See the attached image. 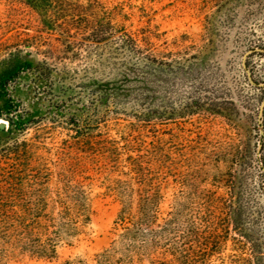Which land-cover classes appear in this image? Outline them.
I'll return each mask as SVG.
<instances>
[{
	"label": "rangeland",
	"instance_id": "374dc122",
	"mask_svg": "<svg viewBox=\"0 0 264 264\" xmlns=\"http://www.w3.org/2000/svg\"><path fill=\"white\" fill-rule=\"evenodd\" d=\"M100 1L123 10L125 32L154 55L155 64L135 57L127 62L117 32L101 46L82 44L75 61L48 58L52 44L40 50L6 45L0 48V125L6 131L9 119L22 123L29 128L24 138L30 139L36 124H65L74 113L83 115L81 107L95 98L101 104L96 116L107 128L98 136L105 142H126L121 130L133 124L129 140L158 145L161 139L166 164L178 163L185 187L168 184L166 213L177 191L185 194L182 206L194 191L229 194L233 226L248 249L249 264H264V0ZM12 19L0 0L1 44L25 37L19 24L6 26ZM42 41L49 44L47 36ZM92 83L103 91H89ZM124 88L128 93L117 97L116 90ZM64 139L52 136L37 151L61 148ZM224 158L234 162L230 176L215 174L228 167ZM191 168L200 174L188 173ZM196 180L201 184L192 188L189 183ZM102 193L95 184L88 230L72 246H61L54 262L9 264L91 261L112 242L119 210Z\"/></svg>",
	"mask_w": 264,
	"mask_h": 264
},
{
	"label": "trees",
	"instance_id": "16d2710c",
	"mask_svg": "<svg viewBox=\"0 0 264 264\" xmlns=\"http://www.w3.org/2000/svg\"><path fill=\"white\" fill-rule=\"evenodd\" d=\"M5 1L13 18L6 26L19 24L25 37L0 43V48L21 44L40 50L52 44L55 50H48V58L75 61L82 44L101 46L117 32L122 49L128 51L127 62L135 57L155 64L154 55L125 32L122 9L100 0ZM44 36L49 40L45 46ZM90 86L89 91H103L94 83ZM116 92L117 97L128 93L125 88ZM100 105L91 99L81 107L83 115L78 111L56 127L36 124L30 139L24 138L29 128L11 119L8 129L0 130V264L54 262L61 246H72L88 230L95 184L119 207L111 228L113 240L91 261L74 258L61 264H249L248 249L233 226V198L215 190L194 191L186 194L182 206L185 194L177 191L166 213L168 184L185 187L178 163L166 164L161 139L158 145L129 140L136 130L133 124L121 130L126 142H105L98 136L107 129L104 118L96 116ZM59 135L65 138L61 148L37 151ZM221 162L228 167L217 168L215 174L230 176L234 162ZM188 173L200 174L195 168ZM189 184L198 188L201 183Z\"/></svg>",
	"mask_w": 264,
	"mask_h": 264
},
{
	"label": "water",
	"instance_id": "95a60500",
	"mask_svg": "<svg viewBox=\"0 0 264 264\" xmlns=\"http://www.w3.org/2000/svg\"><path fill=\"white\" fill-rule=\"evenodd\" d=\"M5 126L3 124L0 125V130H4Z\"/></svg>",
	"mask_w": 264,
	"mask_h": 264
}]
</instances>
